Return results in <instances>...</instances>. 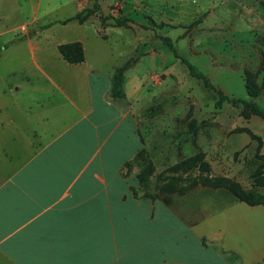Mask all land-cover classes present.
Here are the masks:
<instances>
[{"label":"crops","instance_id":"1","mask_svg":"<svg viewBox=\"0 0 264 264\" xmlns=\"http://www.w3.org/2000/svg\"><path fill=\"white\" fill-rule=\"evenodd\" d=\"M2 1L0 264H264V203L201 182L156 187L148 197L136 178L142 148L150 178L195 175L201 157L210 176L239 168L232 155L248 138L228 134L233 125L195 121L168 138L152 134L151 121L147 137L139 122L146 101L178 73L160 36L180 21L166 8L198 15L209 3L160 0L143 12L147 23L123 11L126 0H96L99 9L82 21L74 16L94 0ZM75 41L84 60L68 62L59 45ZM141 42L152 83L136 72L139 58L124 71V95H111L115 68Z\"/></svg>","mask_w":264,"mask_h":264},{"label":"rangeland","instance_id":"2","mask_svg":"<svg viewBox=\"0 0 264 264\" xmlns=\"http://www.w3.org/2000/svg\"><path fill=\"white\" fill-rule=\"evenodd\" d=\"M198 1L209 3L202 14L198 15L174 14L170 8H166L168 14H173L180 21L176 25L169 23L167 30L178 54L164 47L167 64L175 65L179 78L174 75L173 81L166 80L163 84L165 91L149 105L146 101L147 108L141 112L139 121L141 128L148 137V122L151 121L149 129L152 134H158L157 131L162 130V134L169 135V138L174 134L190 132L193 129L191 124L195 121H199L203 129L208 122H215L211 123L212 126L222 125L215 126L218 130L229 128L223 125H233L228 134L233 135V138L240 134L248 139L239 137L244 142L243 146L232 155L233 164H238L236 166L239 168L227 177L238 182L251 198L264 196V118L247 112L242 105H233L228 99H224L221 105H216L218 95L214 89L206 87L202 81L192 76L181 60L184 57L190 61L228 98H252L264 110V0ZM2 2L7 3L8 0ZM133 2L134 0H126L123 11L129 10L132 17L148 23V16L143 12H148V4L154 5L161 1L140 0L137 8ZM154 29L158 33L156 26ZM141 33L148 34V31ZM146 50L148 42H141L134 55L140 53L138 59L141 61L136 66V72L143 74L150 85L152 82L149 76L155 68L150 58L143 55ZM173 61L175 62L171 63ZM246 72L252 74L256 83L261 86L260 93L255 97L248 95ZM155 122L162 126L158 127ZM153 144L165 145L159 142ZM199 165L200 172L195 175L180 173L174 176L180 175V182L187 185L194 179L200 181V177L210 176L208 161L202 158ZM165 179L168 178L154 175L150 178L148 187L139 189L141 192L148 190L153 193L158 191L155 185Z\"/></svg>","mask_w":264,"mask_h":264},{"label":"trees","instance_id":"3","mask_svg":"<svg viewBox=\"0 0 264 264\" xmlns=\"http://www.w3.org/2000/svg\"><path fill=\"white\" fill-rule=\"evenodd\" d=\"M99 9V5L96 0H94L93 5L91 7H87L83 10H81L78 14H76L74 17H77L80 21L84 20L87 16H89L92 13H95ZM99 18L103 21L106 17L103 15H99ZM70 18L63 19L62 21H67ZM127 20V19H126ZM117 24H123L125 23L124 19H119L116 17L115 19ZM162 39V44L165 48H168L172 50L176 55L178 54L176 52V49L174 47L173 41L168 36H160ZM59 51L64 59H66L68 62H80L84 60V51L83 46L81 42L75 41V42H68V43H62L59 45ZM140 53H136L134 56H130L122 65L115 68L112 76H111V86H110V93L113 96L122 97L124 95L123 91V82H124V71L127 67L132 65L139 57ZM181 60L188 68L189 73L202 81L203 85L206 87H210L214 89V91L218 95V99L216 101V105H221L222 101L224 99H228L233 105H242L244 110H246L249 113L259 115L264 118V110L257 104L256 101H254L252 98H241V97H230L226 96L221 90L216 89L213 84L208 80L207 76L200 70L197 69L190 61H188L186 58L181 57ZM246 88L248 95L250 97L257 96L261 91V86L258 85L253 77L252 74L249 72H246ZM138 158H140V167L139 170L136 173V178L139 183L140 188L148 187V183L150 180V177L154 170L153 163L148 159V154L145 148H142L138 152ZM202 159V157H201ZM200 159V160H201ZM184 163H188L187 160L182 162V165ZM176 165L172 167L173 170L177 169ZM207 170V169H206ZM159 177H165L160 176ZM182 177L180 175L178 176H169L168 179L165 182H159L155 186L157 188L162 189H171L174 187L177 183L180 182ZM197 182H201L203 184H210L213 186H219L223 185L227 187L236 197L239 199L245 200L248 203H264V196H257L256 198H251L248 193L242 188V186L228 178L227 176H204L200 177V181L197 179H194L192 182L188 183L189 185L195 184ZM185 186H179L178 191L184 190ZM144 195L148 197H154L153 193H150L148 190L144 191Z\"/></svg>","mask_w":264,"mask_h":264},{"label":"built area","instance_id":"4","mask_svg":"<svg viewBox=\"0 0 264 264\" xmlns=\"http://www.w3.org/2000/svg\"><path fill=\"white\" fill-rule=\"evenodd\" d=\"M116 4H117V5H120L121 3H120V2H117ZM26 25H27V24H21V25H20V28H21L22 30H25V29H26Z\"/></svg>","mask_w":264,"mask_h":264}]
</instances>
